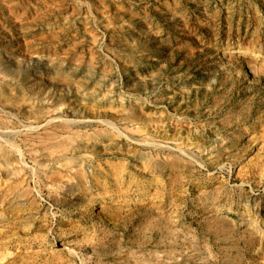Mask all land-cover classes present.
<instances>
[{"label":"rangeland","instance_id":"1","mask_svg":"<svg viewBox=\"0 0 264 264\" xmlns=\"http://www.w3.org/2000/svg\"><path fill=\"white\" fill-rule=\"evenodd\" d=\"M0 264H264V0H0Z\"/></svg>","mask_w":264,"mask_h":264}]
</instances>
